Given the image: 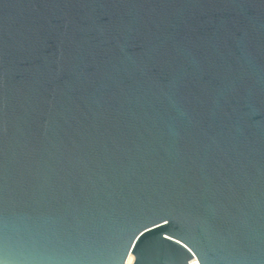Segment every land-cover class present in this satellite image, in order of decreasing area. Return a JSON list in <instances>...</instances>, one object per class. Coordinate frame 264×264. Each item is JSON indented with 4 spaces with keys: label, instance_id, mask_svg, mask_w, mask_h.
I'll return each instance as SVG.
<instances>
[{
    "label": "water",
    "instance_id": "obj_1",
    "mask_svg": "<svg viewBox=\"0 0 264 264\" xmlns=\"http://www.w3.org/2000/svg\"><path fill=\"white\" fill-rule=\"evenodd\" d=\"M264 264V0H0V264Z\"/></svg>",
    "mask_w": 264,
    "mask_h": 264
},
{
    "label": "built area",
    "instance_id": "obj_2",
    "mask_svg": "<svg viewBox=\"0 0 264 264\" xmlns=\"http://www.w3.org/2000/svg\"><path fill=\"white\" fill-rule=\"evenodd\" d=\"M189 264H200V263H199V261L197 260V258L194 257L193 260H191V261L189 262Z\"/></svg>",
    "mask_w": 264,
    "mask_h": 264
},
{
    "label": "bare ground",
    "instance_id": "obj_3",
    "mask_svg": "<svg viewBox=\"0 0 264 264\" xmlns=\"http://www.w3.org/2000/svg\"><path fill=\"white\" fill-rule=\"evenodd\" d=\"M132 262H133V259L130 258L127 264H132Z\"/></svg>",
    "mask_w": 264,
    "mask_h": 264
}]
</instances>
